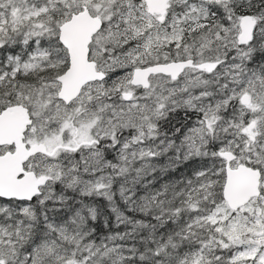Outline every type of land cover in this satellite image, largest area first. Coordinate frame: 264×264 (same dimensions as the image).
I'll return each instance as SVG.
<instances>
[{
	"label": "snow or ice",
	"instance_id": "6c2138e0",
	"mask_svg": "<svg viewBox=\"0 0 264 264\" xmlns=\"http://www.w3.org/2000/svg\"><path fill=\"white\" fill-rule=\"evenodd\" d=\"M0 264H264V0H0Z\"/></svg>",
	"mask_w": 264,
	"mask_h": 264
},
{
	"label": "trees",
	"instance_id": "16d2710c",
	"mask_svg": "<svg viewBox=\"0 0 264 264\" xmlns=\"http://www.w3.org/2000/svg\"><path fill=\"white\" fill-rule=\"evenodd\" d=\"M178 118H182L181 113H177ZM195 161H189L186 162L185 164L179 166L175 171L169 172L166 176L159 178L157 181V185L159 183L164 182L165 180H170V179H179L181 175H191V172L195 166ZM109 223L111 224V220H109ZM108 231V229L104 228L103 223L101 222L99 224V233L98 234H104V232Z\"/></svg>",
	"mask_w": 264,
	"mask_h": 264
}]
</instances>
